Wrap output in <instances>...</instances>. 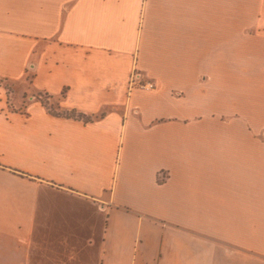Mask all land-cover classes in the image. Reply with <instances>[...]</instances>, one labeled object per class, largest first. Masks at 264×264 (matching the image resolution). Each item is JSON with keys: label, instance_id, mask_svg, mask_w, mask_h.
Returning <instances> with one entry per match:
<instances>
[{"label": "crops", "instance_id": "1", "mask_svg": "<svg viewBox=\"0 0 264 264\" xmlns=\"http://www.w3.org/2000/svg\"><path fill=\"white\" fill-rule=\"evenodd\" d=\"M0 264H264V0H0Z\"/></svg>", "mask_w": 264, "mask_h": 264}, {"label": "trees", "instance_id": "2", "mask_svg": "<svg viewBox=\"0 0 264 264\" xmlns=\"http://www.w3.org/2000/svg\"><path fill=\"white\" fill-rule=\"evenodd\" d=\"M41 104L44 106V108L52 115L54 116H60V117H65V118H72V119H76V120H82L83 122L87 123V122H91L92 120H94V118L90 117V116H86L83 114H79V113H75V112H68V111H58L54 108H52L49 105L48 102V96L45 95L44 98L41 99Z\"/></svg>", "mask_w": 264, "mask_h": 264}, {"label": "built area", "instance_id": "3", "mask_svg": "<svg viewBox=\"0 0 264 264\" xmlns=\"http://www.w3.org/2000/svg\"><path fill=\"white\" fill-rule=\"evenodd\" d=\"M155 88L154 83L151 81H144L140 78L139 74H132L128 82V92L137 89L141 91H150Z\"/></svg>", "mask_w": 264, "mask_h": 264}, {"label": "water", "instance_id": "4", "mask_svg": "<svg viewBox=\"0 0 264 264\" xmlns=\"http://www.w3.org/2000/svg\"><path fill=\"white\" fill-rule=\"evenodd\" d=\"M43 97L39 94H36V95H32L28 98V101H32L34 99H42Z\"/></svg>", "mask_w": 264, "mask_h": 264}]
</instances>
